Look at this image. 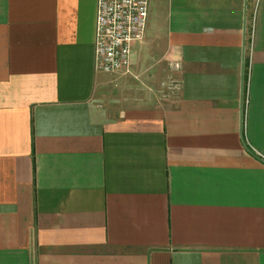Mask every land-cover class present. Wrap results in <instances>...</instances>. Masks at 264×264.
<instances>
[{
	"label": "crops",
	"instance_id": "1",
	"mask_svg": "<svg viewBox=\"0 0 264 264\" xmlns=\"http://www.w3.org/2000/svg\"><path fill=\"white\" fill-rule=\"evenodd\" d=\"M96 5L0 0V264H264V0H148L133 76Z\"/></svg>",
	"mask_w": 264,
	"mask_h": 264
},
{
	"label": "built area",
	"instance_id": "2",
	"mask_svg": "<svg viewBox=\"0 0 264 264\" xmlns=\"http://www.w3.org/2000/svg\"><path fill=\"white\" fill-rule=\"evenodd\" d=\"M147 15L148 0H97L93 44L95 72L133 76L132 45L143 41ZM173 68L179 69L177 65ZM161 87L159 98L169 100L181 91L182 82L169 78ZM252 151L264 161L263 156Z\"/></svg>",
	"mask_w": 264,
	"mask_h": 264
},
{
	"label": "rangeland",
	"instance_id": "3",
	"mask_svg": "<svg viewBox=\"0 0 264 264\" xmlns=\"http://www.w3.org/2000/svg\"><path fill=\"white\" fill-rule=\"evenodd\" d=\"M137 49V47H136ZM163 87H135L131 90H127L129 93H132V97L137 94L141 95L144 99L155 100L159 99V92L162 90Z\"/></svg>",
	"mask_w": 264,
	"mask_h": 264
},
{
	"label": "water",
	"instance_id": "4",
	"mask_svg": "<svg viewBox=\"0 0 264 264\" xmlns=\"http://www.w3.org/2000/svg\"><path fill=\"white\" fill-rule=\"evenodd\" d=\"M242 49H243V59H244V49H245V29L243 31V42H242ZM240 93H241V103L243 104V61H242V72H241V89H240ZM242 107L241 106V113H242ZM243 122H242V114H241V125H240V134L241 137L243 138Z\"/></svg>",
	"mask_w": 264,
	"mask_h": 264
}]
</instances>
